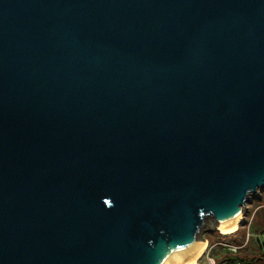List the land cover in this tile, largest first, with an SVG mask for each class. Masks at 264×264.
<instances>
[{
    "label": "water",
    "instance_id": "obj_1",
    "mask_svg": "<svg viewBox=\"0 0 264 264\" xmlns=\"http://www.w3.org/2000/svg\"><path fill=\"white\" fill-rule=\"evenodd\" d=\"M263 187L264 0H0V264H186Z\"/></svg>",
    "mask_w": 264,
    "mask_h": 264
},
{
    "label": "rangeland",
    "instance_id": "obj_2",
    "mask_svg": "<svg viewBox=\"0 0 264 264\" xmlns=\"http://www.w3.org/2000/svg\"><path fill=\"white\" fill-rule=\"evenodd\" d=\"M243 213L240 220L242 223H237L236 232L225 236L215 229L212 218H209L212 227L200 233V239L206 243V250L197 264L207 262V257L213 258L217 263L232 256L251 264L263 262L264 246L261 244L264 242V187L257 190V196L248 195ZM228 246H238L240 249L232 253Z\"/></svg>",
    "mask_w": 264,
    "mask_h": 264
},
{
    "label": "bare ground",
    "instance_id": "obj_3",
    "mask_svg": "<svg viewBox=\"0 0 264 264\" xmlns=\"http://www.w3.org/2000/svg\"><path fill=\"white\" fill-rule=\"evenodd\" d=\"M241 217V215H240ZM241 222L240 220L230 226H227V227H224V228H220L218 227V225L216 226V229L221 233L223 234L224 236L225 235H230V234H233L234 232H236L237 230V223ZM205 243V242H204ZM206 250V243H205V246L203 247V249L193 258L191 259L189 262H187L186 264H197V262L200 260V258L203 256L204 252ZM181 264H184V263H181Z\"/></svg>",
    "mask_w": 264,
    "mask_h": 264
},
{
    "label": "trees",
    "instance_id": "obj_4",
    "mask_svg": "<svg viewBox=\"0 0 264 264\" xmlns=\"http://www.w3.org/2000/svg\"><path fill=\"white\" fill-rule=\"evenodd\" d=\"M218 264H251V263L245 262L241 258L227 257L223 259L222 261H220Z\"/></svg>",
    "mask_w": 264,
    "mask_h": 264
},
{
    "label": "built area",
    "instance_id": "obj_5",
    "mask_svg": "<svg viewBox=\"0 0 264 264\" xmlns=\"http://www.w3.org/2000/svg\"><path fill=\"white\" fill-rule=\"evenodd\" d=\"M256 238H258L259 242H261L259 237H256ZM261 246H264V242L261 244ZM228 247H229L228 250L232 253H235L240 249V247H238V246H228ZM207 264H217V263L214 261L213 258L207 257Z\"/></svg>",
    "mask_w": 264,
    "mask_h": 264
},
{
    "label": "crops",
    "instance_id": "obj_6",
    "mask_svg": "<svg viewBox=\"0 0 264 264\" xmlns=\"http://www.w3.org/2000/svg\"><path fill=\"white\" fill-rule=\"evenodd\" d=\"M233 257V256H232ZM263 262H261L260 261V263L259 264H264V260H262ZM219 262H217V264H218ZM202 264H207V262H204V263H202ZM252 264H254V263H252Z\"/></svg>",
    "mask_w": 264,
    "mask_h": 264
}]
</instances>
